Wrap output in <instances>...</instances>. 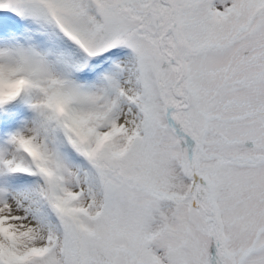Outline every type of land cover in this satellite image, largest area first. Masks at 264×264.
<instances>
[{
    "label": "snow or ice",
    "instance_id": "snow-or-ice-1",
    "mask_svg": "<svg viewBox=\"0 0 264 264\" xmlns=\"http://www.w3.org/2000/svg\"><path fill=\"white\" fill-rule=\"evenodd\" d=\"M0 264H264V0H0Z\"/></svg>",
    "mask_w": 264,
    "mask_h": 264
}]
</instances>
